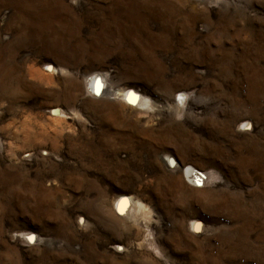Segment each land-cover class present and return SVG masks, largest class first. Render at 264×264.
I'll return each mask as SVG.
<instances>
[{
  "label": "rangeland",
  "instance_id": "rangeland-1",
  "mask_svg": "<svg viewBox=\"0 0 264 264\" xmlns=\"http://www.w3.org/2000/svg\"><path fill=\"white\" fill-rule=\"evenodd\" d=\"M0 264H264V0H0Z\"/></svg>",
  "mask_w": 264,
  "mask_h": 264
},
{
  "label": "bare ground",
  "instance_id": "bare-ground-1",
  "mask_svg": "<svg viewBox=\"0 0 264 264\" xmlns=\"http://www.w3.org/2000/svg\"><path fill=\"white\" fill-rule=\"evenodd\" d=\"M89 86L94 91V93L96 95H102V94L104 95V94H106V95H112V97L120 96V97H122V98H124L126 100H129L130 102H137L139 100L138 99V95L134 91H132L130 89H117V88H114V87H109L108 85H106L102 81V78L100 76H98V75L92 76L90 78ZM179 95H180V97L182 99V97H184V92L183 91L179 92ZM141 101H142V99H141ZM148 102H149V100H148ZM138 105H140V104L138 103ZM150 106H151V104H150ZM58 112H62V111L58 110ZM167 160L171 161L170 158H168V157H167ZM184 172H186L187 175H191L192 174V171H191L190 167H188L186 169V171H184ZM114 206H115V209H117V211H120V212H123V213L124 212L126 213L127 210H128V207H130V206L131 207H135L137 209H140V208L142 209V207H143L141 202H139L137 200H134L132 197L127 196V195H121L119 198H117L115 203H114ZM140 211H142V210H140ZM191 227L193 229H196L197 227H199V225H198V223L196 221H194V222H191Z\"/></svg>",
  "mask_w": 264,
  "mask_h": 264
}]
</instances>
